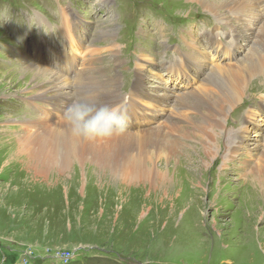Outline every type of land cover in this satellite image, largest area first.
Masks as SVG:
<instances>
[{
  "label": "rangeland",
  "instance_id": "1",
  "mask_svg": "<svg viewBox=\"0 0 264 264\" xmlns=\"http://www.w3.org/2000/svg\"><path fill=\"white\" fill-rule=\"evenodd\" d=\"M190 1L0 0V146H11L22 128L30 127L18 122L22 115L47 126L64 121L69 99L57 103L51 95L31 102L32 89L46 82L45 68L76 83L87 58L96 67L101 58L106 73L121 76L119 90L131 96L115 108L132 106L128 131L163 127L162 134L175 139L179 131L173 123L192 133L185 139L188 147L170 161L164 151L143 163L145 169L169 170L162 179L133 174L127 163L114 173L110 161L100 168L92 158L71 162L62 176L26 188L18 171L11 179L0 177V264H264V211L258 217L244 211L246 177L263 164L264 76L250 80L244 101L228 109L224 130L212 141L196 138L192 107L178 106L175 113L172 108L175 98L207 86V76L185 63L226 68L264 56V7L223 23ZM253 9L257 6L248 10ZM233 29L238 34L231 37ZM197 54L203 58L200 66ZM72 55L77 66L67 70ZM239 76L241 70L234 78ZM138 86L142 101L133 99ZM163 94L168 101L160 105L157 96ZM112 148L128 152L129 160L137 153L120 142ZM234 148L238 152L231 154ZM191 182L206 185L188 202L182 193H190ZM256 205L264 210L261 200Z\"/></svg>",
  "mask_w": 264,
  "mask_h": 264
},
{
  "label": "bare ground",
  "instance_id": "2",
  "mask_svg": "<svg viewBox=\"0 0 264 264\" xmlns=\"http://www.w3.org/2000/svg\"><path fill=\"white\" fill-rule=\"evenodd\" d=\"M190 2L212 12L215 17H220L221 21H225L223 23H229L235 14H238V20H241L242 17H245L248 14L251 15L253 12L264 7V0H192ZM255 6H257V10H248L250 7ZM228 33L231 37H234L238 34V32L234 29L228 31ZM194 56H197L196 64L200 66V62L203 60V58L198 54ZM75 57L72 55L71 59L67 61L68 63L65 65L67 70L74 69V67L77 66V60ZM150 57L151 60L154 59L153 55ZM249 57L248 59L243 60L241 63L239 62L240 64L237 67L231 66L222 68L220 66L214 65L213 69H207L205 67L200 68L195 65L185 63L187 66H194L199 69V74L202 73L204 76H207V81L205 80L207 82L205 90L194 91L193 93H190L186 96H179L175 98L174 100L176 101V105L175 107H172L174 110L173 113H175L178 106L192 107V109L195 111L193 117L191 118L194 122L193 124L195 125V128L193 129H195L196 133H198L196 138L198 136L203 141V138L207 136L208 139L212 141V137H220V132H218V129L224 130L222 119L225 117L228 109L233 110L235 106L244 101L250 88V80L252 78L256 77L257 74L264 76V68L262 69L264 66V56L261 55L251 59H249ZM73 59L75 64L71 65L70 61ZM100 60V65L96 67L93 66L92 63H89V58H87L85 62V68H83L84 71H81L82 69L79 71L77 70L76 83L71 82L67 74L59 76L54 72L56 75H52L49 70L50 68H45L46 70L44 69L43 72L47 75L46 82L32 89L34 95L30 96V101L34 102L41 98L46 100L48 96L53 95V97L57 99V103H59L61 97H67L69 99L67 104L69 105L73 102V100H81L93 105H108L110 107H115L120 102V100L124 102V100L128 99L131 95H124L119 90L121 76L118 74V71H116V73L113 75L106 73L108 68L105 67ZM115 62L120 63L117 56H115ZM185 64L182 66L183 69L187 67ZM240 70L242 71L243 76H239L238 79L234 78ZM207 71H209L208 74ZM141 73L142 72L137 71L136 75L143 78L144 75ZM27 75L28 74H25L26 78ZM73 87H76L75 91H73ZM136 90H138L140 98L138 95H136L133 96V99L138 97L137 100L142 101L143 98L140 86H138ZM167 95L168 94L157 96L161 102L155 103L163 105L165 101H168ZM245 105H247V103H245L244 106ZM122 106L124 107L125 105L122 104ZM259 109L261 110V108ZM124 111H126L128 114L132 113V106H126ZM252 115L253 117H261V115H258L256 112H254ZM167 119L170 122L172 116L167 115ZM27 121L29 123H27ZM18 122L21 123L22 126L30 125V127H23L21 132L22 135L16 137V139H14V143L11 146H0V158H3L1 162L3 163V167L1 168L0 177L11 179V173L14 170L18 171L20 178L27 179V181L25 180V185H22L24 188L30 186L31 184L34 185L36 183H46L49 181L52 175L62 176L66 172L67 167L71 162H77L78 164H81L88 161V158H92L90 161H93L92 163L99 165L100 168L103 167L107 161H110L113 164L112 172L114 173H118L121 166L127 163L125 167H128L133 174L136 171L138 175L147 176L149 179H162V177L169 175V170L164 172V170H161L159 167H155L153 165L151 167L148 166L145 169L143 167V163L148 160L153 161V158H157L158 152L164 151L166 152V155H168L166 156V159L170 161L172 156L177 154V150H179V148L188 147L185 139L192 137V133H186L187 128L186 130L180 129L171 123L172 129L179 131L176 136L177 138L175 139H171L169 135V137L163 135V127H160L152 131H149L147 128H136L134 130L135 133L127 130L124 135L113 137L111 139L85 141L72 137L66 127L65 121H58V124L47 126L42 121L30 120L27 115H22ZM181 136L182 140L179 138ZM119 142L125 145L135 146L137 148L135 158L129 160L131 155L128 152H118L113 151V148L110 149L111 146L114 147V145ZM220 145L222 147L225 146L221 143L219 146ZM239 146H241V144H238L236 147L239 149ZM153 149L156 152V157L153 155ZM238 149L234 148L231 154L234 152L237 153ZM209 150L212 153L213 147H210ZM255 150L256 147L250 148V153H248L253 155ZM150 155L152 158L149 157ZM187 155L189 156V154ZM262 157L263 164L258 167H254L251 174L246 177V180L244 179L249 192L247 200H245L244 211L246 214L254 215L256 217L261 215L260 211H264L263 205H256L257 202H260V200L264 202V148L262 151ZM162 158L164 160V157ZM179 162H181V160ZM116 163H120L121 165H114ZM179 164L181 166V163ZM6 167L7 169H5ZM194 184L195 183L191 182V184L188 186L190 189V193H187L190 195L189 197L187 196L186 198L187 194L182 193L183 198L188 199L186 200L188 202L189 200H193L196 196L204 193V185L206 184ZM224 190L229 191L230 188L222 189L221 193H223ZM230 193L231 192L228 194ZM228 194H225V196ZM228 197L231 198L230 196ZM222 208V206L218 207L219 210Z\"/></svg>",
  "mask_w": 264,
  "mask_h": 264
},
{
  "label": "clouds",
  "instance_id": "3",
  "mask_svg": "<svg viewBox=\"0 0 264 264\" xmlns=\"http://www.w3.org/2000/svg\"><path fill=\"white\" fill-rule=\"evenodd\" d=\"M63 119L72 137L96 141L124 135L129 118L126 111L115 107L73 100L65 109Z\"/></svg>",
  "mask_w": 264,
  "mask_h": 264
}]
</instances>
